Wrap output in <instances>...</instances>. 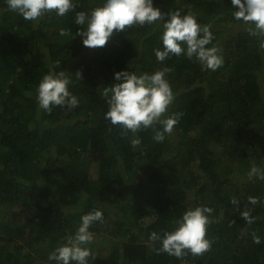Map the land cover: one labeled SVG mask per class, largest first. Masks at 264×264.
Segmentation results:
<instances>
[{
  "label": "trees",
  "instance_id": "trees-1",
  "mask_svg": "<svg viewBox=\"0 0 264 264\" xmlns=\"http://www.w3.org/2000/svg\"><path fill=\"white\" fill-rule=\"evenodd\" d=\"M74 2L64 17L30 22L0 0V264H52L49 254L93 209L104 218L84 245L89 264H264V178L248 177L252 166L264 171V37L233 19L231 0H153L163 12L211 25L224 59L214 72L183 57L161 65L156 25L117 33L104 48L83 47L75 12L101 0ZM163 66L172 69L166 78L176 97L169 114H182L164 142L151 128L133 134L104 119L115 72ZM49 71L73 75L78 108H38L36 87ZM134 138L141 143L133 146ZM199 205L213 210L211 249L183 259L157 254L151 233L170 231ZM246 210L251 225L241 218Z\"/></svg>",
  "mask_w": 264,
  "mask_h": 264
},
{
  "label": "clouds",
  "instance_id": "clouds-1",
  "mask_svg": "<svg viewBox=\"0 0 264 264\" xmlns=\"http://www.w3.org/2000/svg\"><path fill=\"white\" fill-rule=\"evenodd\" d=\"M6 5L8 10L30 22H37L46 16L64 17L76 8L74 0H6ZM231 5L234 20L248 25L250 35L264 37V0H231ZM75 24L79 26L75 37H79L87 49L104 48L117 33H124L133 26L156 25L161 30V46L153 51L161 65L171 56L198 62L204 71L214 72L224 63L220 48L214 44L211 25H202L191 13L182 14L179 10L163 12L154 7L153 0H101L90 11L75 12ZM67 34L68 30H60L61 36ZM260 46L264 48V43ZM171 71L170 67L163 66L151 74L127 70L115 72L114 83L103 93L107 104L104 119L112 126H119L122 131L133 134L151 128L153 140L164 142L173 133L182 115L169 114L176 98L166 78ZM71 77L73 75L65 71L44 74L36 87L38 108L45 114H51L58 107L68 110L78 108L79 98L70 91ZM75 77L80 78V74L76 73ZM140 143L139 138L132 140L133 146ZM248 177L264 178V171L252 166ZM232 203L238 205L235 199ZM248 203L256 205L259 200L249 197ZM212 211L203 205L189 207L176 219L170 231H164L163 235L151 233L149 239L160 244L155 249L156 253L183 259L189 254L198 257L208 252L212 245L207 238ZM103 218L99 209L82 215L75 233L66 237L65 242L49 254V262L89 264L92 252L84 245L93 240L92 225L102 222ZM241 218L249 225L255 222L251 210L242 211ZM254 242L259 244V237Z\"/></svg>",
  "mask_w": 264,
  "mask_h": 264
},
{
  "label": "rangeland",
  "instance_id": "rangeland-1",
  "mask_svg": "<svg viewBox=\"0 0 264 264\" xmlns=\"http://www.w3.org/2000/svg\"><path fill=\"white\" fill-rule=\"evenodd\" d=\"M95 169H96L95 167L92 169V172H93V173H94ZM240 174H241V172H240ZM240 174H235V175H237V177H239ZM131 189H132V188L129 189L128 194H127L126 197H125V198H126L127 200H129V201H130V197H131V196H129V195H130V191H131ZM118 209H119V208H117V207L115 206V211L118 210Z\"/></svg>",
  "mask_w": 264,
  "mask_h": 264
}]
</instances>
